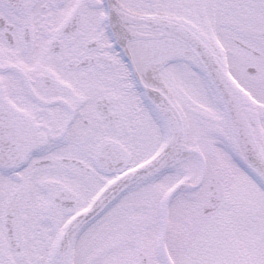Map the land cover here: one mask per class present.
<instances>
[{
	"label": "snow or ice",
	"instance_id": "6c2138e0",
	"mask_svg": "<svg viewBox=\"0 0 264 264\" xmlns=\"http://www.w3.org/2000/svg\"><path fill=\"white\" fill-rule=\"evenodd\" d=\"M0 264H264V0H0Z\"/></svg>",
	"mask_w": 264,
	"mask_h": 264
}]
</instances>
